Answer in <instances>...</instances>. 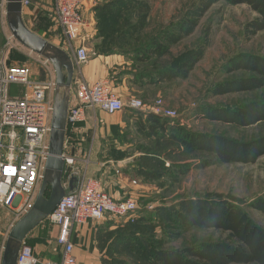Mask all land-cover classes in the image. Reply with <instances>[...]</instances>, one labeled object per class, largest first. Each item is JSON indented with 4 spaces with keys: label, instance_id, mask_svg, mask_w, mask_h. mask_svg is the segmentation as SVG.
I'll return each instance as SVG.
<instances>
[{
    "label": "rangeland",
    "instance_id": "1",
    "mask_svg": "<svg viewBox=\"0 0 264 264\" xmlns=\"http://www.w3.org/2000/svg\"><path fill=\"white\" fill-rule=\"evenodd\" d=\"M196 1L198 0H129L125 4L128 6L125 12L118 13L117 15H120L115 19L109 17L110 19L104 20L109 23L106 27V32H110L107 40L94 36L97 34L96 30L89 42L87 39L88 57L97 54L95 46L100 41L109 43L108 46H112L110 45L112 43L116 46L122 44L129 47L132 44H142L151 35L159 34L162 30L174 31L173 24L185 16ZM42 13L40 15L36 11L33 25L27 26L29 24L26 23L25 25L47 41L63 38L61 28L56 24L55 15L48 10ZM128 15L129 22H126V25L121 24ZM255 16L256 13L246 4L235 5L218 0L205 11L190 35L176 43L168 44L165 53L152 52L150 59L147 60L148 66L162 61L171 68L177 67L188 54L206 43L202 58L196 62L187 77H177L174 80L161 78L142 85L129 84L135 95L127 99L121 98L123 102L137 98L147 104H154L155 100L160 99L164 108L175 110L179 117L177 119L161 117L160 120H164L166 130L159 129L151 133L147 129L150 122L141 110L131 111L125 107L111 114V122L126 124L120 136L130 144L124 147L123 152L117 151L118 153L114 155L134 156L135 167L132 173L145 184L147 190L140 196L119 199L136 200L139 210L135 222L133 221L136 218L129 220L130 223L113 219L112 223L110 222L112 225L101 220L91 221V233L86 239L88 240L89 236V248L93 252V257L85 264H147L150 251L154 247L175 248L190 245L194 241H215L226 237V232L214 228L201 230L180 227L172 211L180 198L205 197L228 200L240 206L249 218L264 230V214L251 207V202L256 197L264 195V154L253 163L230 162L200 166L202 159L213 156L185 150L175 137H167V134L178 135L176 126L242 140L264 133V123L235 127L228 123L204 119L197 111L203 105L234 106L248 100L264 98V89L212 94V88L216 84L242 74L241 71L227 73L224 70V64L231 56L237 53L264 56V30L248 38L244 34L246 22ZM94 20L95 25L97 21L95 18ZM118 31L125 35L116 37L115 33ZM6 38L11 42L7 60L9 64L29 67L32 79L42 80L48 77L45 67L52 70V65L41 55L24 46L13 35L8 26L7 14L4 15L2 23L0 22V43L3 44ZM22 90L24 91L20 85L11 87L12 93L20 94ZM139 123L144 126L141 127ZM111 150L113 148L110 144L107 145L106 152L109 153ZM180 165L187 167L184 173L177 168ZM138 170L140 171L137 172ZM65 177L62 174L63 181ZM47 192L46 190V194ZM10 221V211L0 207V263L8 233L13 227L9 226ZM42 230L46 235L53 231L52 223L46 218ZM117 235L133 237L116 238ZM27 243L40 261L60 258L58 248L55 245L53 247L51 242L47 243L49 255L45 258L35 254L30 240ZM79 244L77 247L83 248V239Z\"/></svg>",
    "mask_w": 264,
    "mask_h": 264
},
{
    "label": "trees",
    "instance_id": "2",
    "mask_svg": "<svg viewBox=\"0 0 264 264\" xmlns=\"http://www.w3.org/2000/svg\"><path fill=\"white\" fill-rule=\"evenodd\" d=\"M128 1L100 0L93 7L94 17L97 21L95 36L107 40L110 32H106V27L109 26V23L104 20L111 17V19H115L120 15H117L118 13L125 12L128 9V6H125ZM217 1H196L195 5L187 10L185 16L173 24L174 31L162 30L159 34L151 35L142 44H132V46L128 45L129 47L122 44L116 46L112 43L110 44L112 46H108L109 43L100 41L95 46L96 53L105 55L118 53L130 60L128 68L119 70V74L129 76V84L142 85L161 78L169 80H174L177 77L185 78L196 62L202 58L206 43L188 54L177 67L171 68L162 61L148 66L147 60L150 59L149 56L152 52L165 53L168 44L176 43L190 35L205 11ZM224 1L235 5L246 4L256 13V16L247 21L244 26L246 38L264 30V0ZM129 17L130 15L121 24L126 25V22H129ZM121 34L124 33L118 31L115 36L120 37ZM224 67L227 73L241 71L242 74L216 84L212 88L213 95L264 89V56L237 53L228 59ZM131 111L133 110L131 109ZM197 111L201 117L210 121L228 123L235 127H246L264 123V98L248 100L234 106L203 105ZM140 115L142 116V114ZM144 117L150 122L147 126L149 132L152 133L159 129L166 130L164 120H160L161 116L144 113ZM139 124L141 127L144 126V124ZM176 127H178V135L169 136L167 134V137H175L185 150L208 153L213 156V158L202 159L200 166L230 162L253 163L260 155L264 154V133L242 140L222 134L190 131L181 126ZM67 130H69L68 127L66 132ZM120 139L125 140L123 136H120ZM178 167L181 169V173H184L187 168L183 165ZM175 207L172 211H174V219L180 227L201 230L214 228L226 232V237L215 241H194L190 245L175 248L154 247L150 251L147 264H264V230L254 223L237 204L225 199L186 197L180 198ZM251 207L264 214V195L256 197L251 202ZM137 219L138 217L133 222ZM111 221V219L104 220L106 223ZM111 223L110 225H112ZM117 237L130 238L133 236L117 235Z\"/></svg>",
    "mask_w": 264,
    "mask_h": 264
},
{
    "label": "built area",
    "instance_id": "3",
    "mask_svg": "<svg viewBox=\"0 0 264 264\" xmlns=\"http://www.w3.org/2000/svg\"><path fill=\"white\" fill-rule=\"evenodd\" d=\"M6 2L0 0L1 23L7 14ZM28 3V0H21L22 6ZM82 6L83 0H53L57 24L65 41L73 49L76 72L88 60L86 41L89 32ZM10 50L11 42L6 38L3 44L0 43V207L10 211L9 226L12 227L31 208L45 169L49 154L55 75L53 69L45 67L48 74L46 79H32L29 67L8 64ZM15 84L22 86L24 91L12 93L11 87ZM74 95L75 103L67 106L66 129L85 119V108L114 114L126 107L170 119L179 117L175 110L164 108L160 99L155 100L154 104L137 98L123 102L112 91L108 79L89 84L76 76ZM62 158L63 174L66 176L62 182L65 193L46 217L58 227L55 241L60 249V258L40 261L25 237L20 243L16 264H78L70 238L74 225L105 219L128 222L138 217L136 200L114 199L102 189L99 180L85 174L87 160L77 163V158L66 152L65 148ZM71 178L72 186L69 188Z\"/></svg>",
    "mask_w": 264,
    "mask_h": 264
},
{
    "label": "crops",
    "instance_id": "4",
    "mask_svg": "<svg viewBox=\"0 0 264 264\" xmlns=\"http://www.w3.org/2000/svg\"><path fill=\"white\" fill-rule=\"evenodd\" d=\"M28 1L29 3L27 5L22 6V19L24 23L29 24L27 26L33 25V19H36V11L40 14L44 10H48L54 14L53 0ZM98 2L100 0H83L81 10L83 18L88 23V42L96 30L93 7ZM39 17L43 18L41 16ZM49 42L61 49L71 58L73 63V49L71 50L70 46L64 40V37H58L56 41ZM130 62L125 56L118 53L108 55L94 54L88 57V60L77 69V72L73 66L74 71L70 84L68 104H73L76 101L74 95L76 76H80L89 84L100 79H108L112 91L122 99H127L129 96L135 95L134 90L129 85V76L127 74H119V70L128 68ZM110 116L111 114H107L100 109L92 110L85 108V119L76 123L75 126L65 132L63 149L65 148L66 152L74 155L77 158V163H82L83 160H87L85 174L88 177L99 180L102 189L114 199L119 200L129 196H140L147 190V187L132 173L135 167L133 162L134 156L116 157L114 155V153H118L117 151H124V147L130 145L128 141L120 139V133L126 124L111 122ZM109 144L114 148L113 150L115 152L113 150L109 153L106 152V146ZM44 220L38 223L26 235V240L28 242L30 240L36 255L45 258L46 255H49L48 248L46 247L47 243L51 242L53 247L55 245L57 248L56 241L52 242V240L54 238L56 239L55 235H57L58 227L52 224V233H49L50 236L46 235L45 231L42 230L44 228ZM92 222L88 221L84 224H76L72 229L70 238L74 243V255L78 264H85L93 257V252L89 248V236L88 240L86 239V236L91 233L92 228L90 224ZM81 239L84 241L83 248H80V246L77 247Z\"/></svg>",
    "mask_w": 264,
    "mask_h": 264
},
{
    "label": "water",
    "instance_id": "5",
    "mask_svg": "<svg viewBox=\"0 0 264 264\" xmlns=\"http://www.w3.org/2000/svg\"><path fill=\"white\" fill-rule=\"evenodd\" d=\"M8 26L13 35L26 47L50 62L54 69L55 89L49 134V154L40 185L31 208L13 225L8 233L0 264H16L21 241L54 209L65 193L62 184V158L66 132V112L73 75V63L61 49L31 31L22 19L21 0H7ZM73 178L69 179L71 188ZM46 190H48L46 194Z\"/></svg>",
    "mask_w": 264,
    "mask_h": 264
},
{
    "label": "bare ground",
    "instance_id": "6",
    "mask_svg": "<svg viewBox=\"0 0 264 264\" xmlns=\"http://www.w3.org/2000/svg\"><path fill=\"white\" fill-rule=\"evenodd\" d=\"M72 77H73V75H72ZM71 81H72V79H71ZM70 91V90H69ZM62 156V155H61ZM62 182H63V180H62ZM48 191V190H47ZM74 253V252H73Z\"/></svg>",
    "mask_w": 264,
    "mask_h": 264
}]
</instances>
